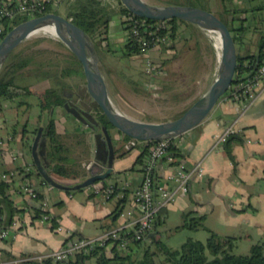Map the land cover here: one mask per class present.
I'll return each mask as SVG.
<instances>
[{
	"label": "crops",
	"instance_id": "crops-1",
	"mask_svg": "<svg viewBox=\"0 0 264 264\" xmlns=\"http://www.w3.org/2000/svg\"><path fill=\"white\" fill-rule=\"evenodd\" d=\"M122 28L124 29L123 25ZM125 39L126 31L124 30V37L121 40ZM257 45V50L250 52L256 56L259 52V43ZM161 82L160 80L157 82L159 89L162 87L159 84ZM130 98L136 99L137 97L133 95ZM22 107L26 112L27 106L24 104ZM67 112V110H61L60 106L54 107L45 115L40 112L39 119H36L37 114L35 115V124L38 120H42L43 115L51 116L55 120L67 119ZM125 112L131 116L134 115V112L127 110ZM237 117V107L234 102L230 99H222L199 125L175 137L174 142L184 154L179 164L189 168L202 160L204 171L202 175L195 174L192 177L186 193H180L165 207L167 209L166 223L172 218H178L179 223L176 224H182V214L189 210L196 211L195 215H206L208 218L210 214H214L216 208L220 215L226 216L231 221L237 216L251 217L250 222L253 223L260 221V218L252 215L251 212L252 205L264 209V92L237 121V138L233 139L230 144L236 158V163H234L226 153L225 145L215 149L213 145L214 135L233 123ZM26 120L27 129L24 130L23 126L20 130L19 117L13 121L8 118L0 119V129L6 136V138L0 137V179H3V174L8 175V179L12 182L10 195L15 205L22 210L14 218L18 221L17 230L6 239L0 237V249L10 252L12 259L25 254L49 253L58 249L67 238L65 233L58 232L51 224L43 222L41 216L35 217L34 208L42 202L46 201L49 205V213L57 217L56 226L60 224L77 236L92 237L115 226L120 221L121 218L118 217L113 224L108 215L114 210L118 200L122 198L126 199L123 209L131 208L133 190L143 178L142 165L141 163L136 164L141 148L136 147L134 151L131 150L121 155L126 150L127 139L120 134V136H113L115 157L112 174L105 179V183L104 180L95 182L94 188L85 195L78 196L79 189L73 188L72 192H68L67 188H58L48 182L42 184L35 172L27 177L26 174L34 170L33 144L37 132L31 128V124H34L33 120L30 117ZM14 123H16L15 136L12 130ZM69 127L70 131L72 129L73 131L80 129L88 133L90 131L79 120L71 122ZM43 138L46 137L43 136L40 141ZM87 141L94 158L96 148L94 134H90ZM12 151L17 155L14 162L10 161ZM42 160L46 168L50 170L47 148L46 156L42 157ZM179 164L167 162L165 158L160 160L156 167L160 183L174 187L176 180L169 179L167 175L174 172ZM26 179L31 180L43 191L42 200L32 199L23 193L21 185ZM78 181V179H72L60 182L69 187L74 186ZM108 183H114L119 189L117 194L111 198H115L113 207H110L108 200H105L104 195L98 192L102 185ZM247 207L248 209H245ZM134 213L137 214L136 211ZM158 228L155 231L157 239H159ZM38 263L40 261L34 260L21 264Z\"/></svg>",
	"mask_w": 264,
	"mask_h": 264
},
{
	"label": "rangeland",
	"instance_id": "rangeland-1",
	"mask_svg": "<svg viewBox=\"0 0 264 264\" xmlns=\"http://www.w3.org/2000/svg\"><path fill=\"white\" fill-rule=\"evenodd\" d=\"M74 1L66 0L60 6L59 10L65 14L67 11L66 4ZM143 1L148 2L154 8H161L166 5V0ZM99 2L105 8L106 12L112 16V20L110 22L109 34H105L108 37L101 43L100 49L97 51V55L93 58V61L96 67L102 72L106 84L105 93L111 101L112 106L125 114H127L125 110L134 112L132 117L136 119L151 122L172 120L180 116L202 96L218 74L220 59L218 47L216 46V34L190 22L180 23L176 40L174 42L172 41L170 46L155 54L156 58L163 61L166 73L155 80L157 82L159 80L162 81L159 83L162 87L160 89L151 88L147 85L149 78L144 69V57L142 55L131 57H123L121 55L120 49L125 42V40H121L124 37L122 19L125 18V15L120 12L121 4L119 0H99ZM226 5L239 9V12L235 15V24H239L238 22H240L237 18L247 17L246 25L248 29L245 32L246 38L244 44L241 46L242 49H238L239 54L244 55L247 52H255L257 50L261 29L264 28V20L260 21L261 17L264 18V10L257 9L250 11L249 9L253 6L264 5V0H227ZM210 7L215 13L220 14L225 8V1L210 0ZM244 9L247 10L242 11ZM224 15L227 18L232 17V15L226 12ZM60 42L62 41L56 34L51 35L40 32L30 35L15 48L14 51L17 53L34 55L33 59L36 61H33L30 65L28 71L23 76L24 78H20L17 81L20 84L31 83L34 89L38 91H43L50 86L58 88L78 106L92 112L99 118V111L89 95L84 76H77L63 81L42 79L40 77L35 78L34 69L37 66L36 63L51 61L55 68H60L65 65L74 66L76 64L75 59L69 55L70 49L68 50ZM93 43L96 48L94 40ZM62 84H64V87ZM133 95L137 98L131 99L130 96ZM22 101H26V103H21ZM38 102V95L31 93H21L13 99L2 98L0 103L3 106V110L0 111V119L8 118L13 121L19 117L21 130L26 124V119L30 117L34 122V124H31V128L35 130L38 127L39 129L36 131L37 135L39 132L40 138H42L43 132L40 128L46 124L49 116L47 115L45 117L43 115L42 120H38L35 124V115L37 114L36 119H39L40 113ZM24 104L27 106L26 112H24L23 107L21 108ZM60 108L66 111L63 106H60ZM68 116L67 119H58L57 128L62 133L60 139L68 146V148L62 150L61 154L69 156V160L65 164L78 173L79 178L77 179L81 181L86 178L85 176L90 174L88 164L93 161V156L87 140L90 138V134H94L95 132L84 123L90 130L89 133L80 129L78 131H73L74 129L71 131L68 130V128L70 129L69 124L71 122L79 120L73 115ZM110 132L112 136H120L114 129H110ZM3 136L6 138L0 129V137ZM45 141L47 150L48 148L52 150L47 137ZM135 149L133 148L132 151ZM51 174L59 182L61 180L70 181L73 179L72 176L70 178H63L54 172H51ZM94 185L92 184L83 190H78V196L87 194L94 188ZM114 202L115 198L109 199L108 205L113 207ZM252 207L254 206L252 205ZM251 214L257 215L260 221L255 223L250 222L251 217L247 218V216H237L235 220L231 221L226 216L220 215L218 208H216L214 214H210L208 218L205 215V219L203 220L204 227L198 230L188 228L177 229L178 224L176 223H179L178 218H172L169 222H165L159 226V239L169 247L179 248L190 237L206 241L210 235L209 231L212 230L221 236H235L236 245L234 251L238 254H248L250 253L252 245L264 241V220H262L264 217V209L254 207V209L252 208ZM146 244L150 245L151 250H157L155 243H149L147 241ZM164 257L165 255L160 253L157 261L160 264H173L164 261Z\"/></svg>",
	"mask_w": 264,
	"mask_h": 264
},
{
	"label": "trees",
	"instance_id": "trees-1",
	"mask_svg": "<svg viewBox=\"0 0 264 264\" xmlns=\"http://www.w3.org/2000/svg\"><path fill=\"white\" fill-rule=\"evenodd\" d=\"M225 1V8L223 12L232 15L231 18L225 17L224 13L221 12L218 14L231 28L233 31L238 49H242L241 46L244 44L246 38V30L248 26L246 25L247 17H239V24H235L236 13L239 12L238 8L230 7L226 5L227 0ZM174 4L178 5H191L197 6L205 9H210V0H172ZM264 10V5L253 6L250 8V11L254 10ZM66 12L65 15L72 18V20L80 25L95 41L96 50L99 51L101 43L107 39L108 36L105 34H109L110 22L112 20V16L109 15L105 8L101 6L99 0H75L74 2H68L66 4ZM244 9L242 11H246ZM121 14L126 17H130L126 9L121 6L120 10ZM254 13V12H253ZM26 16L10 20L7 18H2L0 21L4 25V34L12 28L15 24L24 20ZM136 19V17H132ZM264 18L261 17L260 21H263ZM128 20H123L124 30L126 31V39L124 44L122 45L120 51L123 57H131L135 55H141V52L138 46L134 43L133 39L129 36L128 26H125V23ZM180 23H188L185 20L181 19H172L170 21L172 27V41L176 40L178 37L177 33H179ZM63 46H65L68 50L69 48L62 42H60ZM259 52L256 56L255 54H251L250 52L245 53L244 55H240L239 61L240 66L239 70L243 69V63L245 60H250V62H254L257 59H261L263 56L264 49V28L261 29L260 38H259ZM110 44V42H108ZM109 50V49H108ZM69 55L75 59L76 64L65 65L60 68H55L53 63L44 62V63H36L37 66L34 69L35 78L40 77L42 79H52L56 81H63L69 78L83 76V70L80 61L76 57V55L69 50ZM34 55L21 54L13 51L7 61L5 62L1 72H0V101L2 98H10L13 99L18 94H36L38 95L39 102L38 105L40 107L41 114H46L52 110V108L56 106H63L64 102L67 100L65 93L60 91V89L55 88L53 86L45 88L43 91H38L34 89L31 83L28 84H20L17 80L20 78H24V74L28 71L30 65L33 63L35 59ZM36 62V61H34ZM38 73V74H37ZM64 87V84H62ZM21 103H26V101H22ZM21 105V104H20ZM3 109L0 103V111ZM68 115H71L67 112ZM98 116L101 121L102 126H107L103 116L98 112ZM58 120H55L52 117H49L46 121V124L43 126V136L49 139V145L51 144L52 150H47V158L49 160L50 170L49 172H54L55 174L63 177L70 178L72 176L73 179L79 178L78 173L66 166L65 162L69 160L68 155H62V150L68 148L65 142H62L61 132L57 128ZM108 127V126H107ZM16 123L12 125L13 136L16 134ZM27 129V124L24 125V130ZM38 127L35 129V132L38 131ZM109 129V127H108ZM127 140L130 138L125 137ZM237 138V134H231L228 140L225 142L226 153L229 158L236 163L235 155L233 154L231 143L233 139ZM175 138H170V146L169 151L171 155L174 157L173 164H179L180 159L184 156L181 152L177 144L174 142ZM239 140V139H238ZM240 141V140H239ZM157 141H147L141 142L138 146L141 148V153L138 155L136 159V164L144 163L145 158L148 156L150 152V147ZM131 149H126L122 152L121 155H125L127 152L131 151ZM34 170L28 172L27 177H29L32 173H36L37 176L41 179V183H47V181L43 178L41 173L38 171L37 165L34 161ZM154 184L157 185L160 183V177L158 176L157 170H154L153 174ZM79 182V181H78ZM76 182V183H78ZM104 183L106 180L103 181ZM106 185V184H104ZM36 186V185H35ZM12 187V182L9 179H0V215H1V225L3 227H8L14 221L15 216L20 213L22 210L19 209L12 199L10 195V189ZM80 188L79 190H82ZM68 192L73 191V186L67 187ZM119 189L116 185H114V192L109 199L115 196ZM43 191L37 187V196L36 200L40 201L43 199ZM126 202L125 198L119 199L114 210L108 215L111 217L112 223L114 224L118 219L123 205ZM249 207V206H248ZM247 207V208H248ZM245 208V209H247ZM254 209V207H253ZM35 217H40L45 213V210L41 208V206H36L34 208ZM194 210H189L182 214L183 223L177 226V229L188 228L191 230H198L201 227H204L203 220L205 219V215H195ZM167 215V209L163 208L157 215L155 221L154 232L147 236L146 239L140 240L136 243L134 248L129 250H118L117 245L113 244L110 248L106 246L98 247L91 254L83 255L79 254L74 259L68 261H53L51 259H47L44 261H40L38 264H160L157 261V257L160 253L165 255L164 261L171 262L173 264H264V241L255 243L252 245L250 249V253L248 254H238L234 251L236 237L232 235H219L218 233L210 230V235L206 239V241L196 239V238H188L179 248H172L167 246L162 240L156 238L155 231L158 226L165 223ZM57 217L53 216V228L56 226ZM147 241L150 243H155L157 246V250H151L150 245L146 244ZM13 256L10 252H6L5 250L0 249V262L12 259Z\"/></svg>",
	"mask_w": 264,
	"mask_h": 264
},
{
	"label": "built area",
	"instance_id": "built-area-1",
	"mask_svg": "<svg viewBox=\"0 0 264 264\" xmlns=\"http://www.w3.org/2000/svg\"><path fill=\"white\" fill-rule=\"evenodd\" d=\"M66 0H0V19L7 18L14 20L31 13L57 9ZM130 16L123 20H128L125 26H128L129 36L138 46L141 55L144 57V69L149 81L147 85L151 88H159L156 78L165 75L166 68L163 61L156 58L154 53L170 46L172 42V27L167 21H150L147 19ZM4 25L0 21V38L4 35ZM240 66V65H239ZM264 92V49L261 59L254 62L245 60L243 69L238 71L228 94L224 99H230L237 107L236 120L222 128L214 135L213 149L221 148L228 140L231 134L237 132V121L253 106L261 94ZM142 141L129 139L125 144L126 149L136 148ZM169 139H163L155 142L150 147V152L145 158L141 168L143 178L141 183L134 188L132 195V204L130 209H123L119 215L120 221L110 228L105 229L98 235L92 237L77 236L71 230L58 224L55 230L66 234L64 243L58 248L46 254L40 255H21L14 259H9L0 264H21L32 262L34 260L44 261L51 259L53 261H68L74 259L79 254L88 255L98 247L116 244L118 250H129L136 246L138 241L147 238L154 232L155 221L158 213L173 202L180 193H186L189 189V182L195 174L202 175L204 171L202 160L192 167H185L179 164L174 172L167 175L169 179H175L176 185L169 187L164 183L154 184L153 172L156 170L160 160L165 158L167 162L172 163L174 157L169 151ZM10 161L14 162L17 158L15 152H10ZM93 161L88 165L91 166ZM30 170V169H28ZM3 179H8L7 174L2 175ZM114 183L102 185L98 192L104 195L105 200H109L114 192ZM22 191L32 199H36L37 187L31 180H25L22 185ZM41 208L45 213L41 219L45 223L53 226V215L49 213V205L46 201L41 203ZM137 212V214L134 213ZM0 215V237L8 238L18 228V221L14 220L8 227L1 225Z\"/></svg>",
	"mask_w": 264,
	"mask_h": 264
},
{
	"label": "water",
	"instance_id": "water-1",
	"mask_svg": "<svg viewBox=\"0 0 264 264\" xmlns=\"http://www.w3.org/2000/svg\"><path fill=\"white\" fill-rule=\"evenodd\" d=\"M128 14L150 21H167L181 19L198 25L209 31H217L222 40L224 57L219 64L218 74L209 88L187 110L175 119L151 122L136 119L122 113L112 106L105 93L106 84L102 72L96 67L93 58L97 55L92 37L72 18L60 10L47 9L27 15L24 20L15 24L0 38V72L10 54L28 38L30 29L43 23L53 26L57 35L76 55L81 63L86 88L96 108L103 116L107 126H102L100 118L92 112L78 106L71 99L63 107L82 123L94 130L95 153L93 163L89 166L90 175L73 186L80 189L108 178L113 172L115 157L114 138L110 129L120 135L142 142L159 141L175 138L199 125L214 109L218 102L225 98L233 84L240 65L238 44L229 25L213 10L191 5L174 4L166 0V5L152 10L141 8L132 0H119ZM43 131V126L40 128ZM40 133L35 138L33 152L38 171L45 180L58 187L67 188L59 182L46 168L42 157L46 156V141H40Z\"/></svg>",
	"mask_w": 264,
	"mask_h": 264
},
{
	"label": "bare ground",
	"instance_id": "bare-ground-1",
	"mask_svg": "<svg viewBox=\"0 0 264 264\" xmlns=\"http://www.w3.org/2000/svg\"><path fill=\"white\" fill-rule=\"evenodd\" d=\"M135 4H137L138 6H140L141 8L147 9V10H152L151 6L149 5L148 2L143 1V0H132ZM45 33V34H51V35H57L56 30L53 26L50 25H46L43 23H39L38 25H36L35 27L30 29V33L28 35V37L30 35H33L35 33ZM216 34V38H217V47H218V51H219V59H220V63L224 57V52L222 50V40L220 37V34L217 31H212ZM55 33V34H53ZM213 35V34H212ZM58 36V35H57ZM214 38V37H213Z\"/></svg>",
	"mask_w": 264,
	"mask_h": 264
},
{
	"label": "flooded vegetation",
	"instance_id": "flooded-vegetation-1",
	"mask_svg": "<svg viewBox=\"0 0 264 264\" xmlns=\"http://www.w3.org/2000/svg\"><path fill=\"white\" fill-rule=\"evenodd\" d=\"M69 99H71V98L68 96V97H67V100H69ZM67 100H66V101H67Z\"/></svg>",
	"mask_w": 264,
	"mask_h": 264
}]
</instances>
